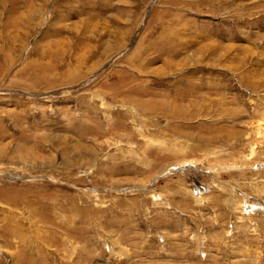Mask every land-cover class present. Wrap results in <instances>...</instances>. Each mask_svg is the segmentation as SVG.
Returning <instances> with one entry per match:
<instances>
[{
    "label": "rangeland",
    "instance_id": "obj_1",
    "mask_svg": "<svg viewBox=\"0 0 264 264\" xmlns=\"http://www.w3.org/2000/svg\"><path fill=\"white\" fill-rule=\"evenodd\" d=\"M0 264H264V0H0Z\"/></svg>",
    "mask_w": 264,
    "mask_h": 264
},
{
    "label": "bare ground",
    "instance_id": "obj_2",
    "mask_svg": "<svg viewBox=\"0 0 264 264\" xmlns=\"http://www.w3.org/2000/svg\"><path fill=\"white\" fill-rule=\"evenodd\" d=\"M250 206V205H249ZM257 206V205H256ZM18 226V225H17Z\"/></svg>",
    "mask_w": 264,
    "mask_h": 264
}]
</instances>
